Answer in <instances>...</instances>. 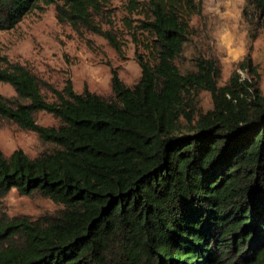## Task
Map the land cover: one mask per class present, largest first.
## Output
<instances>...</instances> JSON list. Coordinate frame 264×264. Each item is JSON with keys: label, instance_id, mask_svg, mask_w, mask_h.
<instances>
[{"label": "trees", "instance_id": "obj_1", "mask_svg": "<svg viewBox=\"0 0 264 264\" xmlns=\"http://www.w3.org/2000/svg\"><path fill=\"white\" fill-rule=\"evenodd\" d=\"M121 1L124 26L148 57L136 51L141 76L133 85L111 69V98L77 92L67 79L50 101L28 67L0 68V81L25 100L0 99V116L54 145L35 157L0 150V202L15 188L58 205L35 220L0 216V264H264V91L257 66L248 55L220 83V62L196 48L183 70L178 60L201 3ZM111 2L0 0V30L54 3L76 30L97 33L121 52ZM243 15L256 33L264 0H247ZM204 91L213 104L207 110ZM41 110L59 125L39 124Z\"/></svg>", "mask_w": 264, "mask_h": 264}, {"label": "rangeland", "instance_id": "obj_2", "mask_svg": "<svg viewBox=\"0 0 264 264\" xmlns=\"http://www.w3.org/2000/svg\"><path fill=\"white\" fill-rule=\"evenodd\" d=\"M202 12L193 16L191 43L185 46L178 60L181 69L192 66L191 58L196 48L206 56L216 57L221 64L220 83L226 82L238 62L251 56L262 76L264 91V24L256 29L243 15L247 0H198ZM114 30L121 42L122 51L114 48L106 38L86 28L76 30L63 20L54 3L40 4L27 14L15 27L0 30V68L11 63L28 67L41 81L44 96L56 101L54 89L61 90L67 79L77 92L85 88L105 98L113 96L111 69H117L127 85H133L141 76V67L136 51L148 57L142 43L134 42L124 26L121 0H112ZM104 27L110 28L108 23ZM255 33V34H254ZM145 35V34H144ZM242 76L246 71L240 70ZM14 87L0 81V99L8 103L21 101ZM201 105L207 110L212 107L209 92L201 94ZM36 120L44 126L60 123L54 114L41 110ZM54 145L43 140L30 129H24L13 120L0 116V150L10 156L22 149L31 157L51 151ZM58 205L51 199L39 195H25L12 189L0 202V216L5 220L26 217L31 220L54 213Z\"/></svg>", "mask_w": 264, "mask_h": 264}]
</instances>
